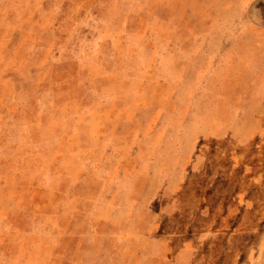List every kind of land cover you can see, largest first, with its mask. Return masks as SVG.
Masks as SVG:
<instances>
[{"label":"rangeland","instance_id":"obj_1","mask_svg":"<svg viewBox=\"0 0 264 264\" xmlns=\"http://www.w3.org/2000/svg\"><path fill=\"white\" fill-rule=\"evenodd\" d=\"M185 1L0 0V264H264V85L213 97L180 66L218 38L263 66L264 0L174 25ZM138 104L136 156L99 148Z\"/></svg>","mask_w":264,"mask_h":264},{"label":"crops","instance_id":"obj_2","mask_svg":"<svg viewBox=\"0 0 264 264\" xmlns=\"http://www.w3.org/2000/svg\"><path fill=\"white\" fill-rule=\"evenodd\" d=\"M220 0H213V2H217ZM186 3L191 2L193 5L189 7H184L182 5L175 6L176 9H178V12L181 13V15H177V12H174L172 9V19L174 20V25H177L179 20L184 19L185 16L189 19L196 20L200 16L198 15L199 12L205 11L204 3L205 0H186ZM231 2V1H230ZM219 9V12L217 14H214L213 16H216L215 18H220V6L216 7ZM187 9H191L187 10ZM213 10H215V5L213 7ZM195 12V13H194ZM215 12V11H214ZM210 13V12H209ZM203 15V14H200ZM203 18V16L201 17ZM181 32H194L203 34L204 32V26L199 28L198 24H192V28H189L188 25L182 26L180 28ZM214 37L220 36V26L219 24L212 27V32H210ZM246 32H244L245 34ZM243 34V35H244ZM214 47V52L212 51V54H209L208 57L210 58V61H208V64H204L199 60V57L204 58L203 54H200L199 51L202 50V48H193L191 50L192 57H189V55L184 58L183 60H180V66L184 68L182 71V74L184 76H187L188 74H195L197 72L203 73V76H198L199 81H204L207 83V86L212 94L215 97L217 94H259L261 87L264 85V65L261 66L259 63L255 66H252L251 68H245L244 65L239 61V59H235L238 57L237 55V48L243 45L242 43H232L230 46L233 47L232 54L229 53V60L228 64L224 66L221 65V54H220V38L218 40L214 39V44H212ZM216 47V48H215ZM235 47V48H234ZM237 47V48H236ZM230 50V51H231ZM217 51V53L215 52ZM229 51V52H230ZM232 57V58H231ZM240 58V57H238ZM186 67V68H185ZM224 68V71L222 72L221 69ZM128 79L125 74L122 76H119L116 78V85L112 86V90L109 92H98L93 91L89 94H126L125 91V82H127ZM167 81V79H166ZM129 94V93H127ZM171 99V98H170ZM167 100V96L165 98ZM214 100V99H213ZM103 101V100H102ZM135 101V98L127 99L128 105L129 102ZM103 104V103H102ZM119 105V104H118ZM121 107H124L126 105L125 99L121 103ZM134 106V105H133ZM147 108H151V104L146 106ZM112 113L115 112V110H111ZM142 113L141 104H138L137 106L133 107L132 110V122L129 123L126 120L121 122L119 120L118 122H114L113 119L110 120L109 118H105L103 122L105 121L104 126L102 125L97 132L104 131L107 133V136L104 137L103 142H99L98 146L99 148H105V149H119V150H131L132 155L136 156L137 150L141 149V143L140 140H137V135L139 136L142 132V128L140 126V114ZM124 110H117V115L120 117H124ZM119 117V118H120ZM127 124H132L131 126H128ZM82 132H87L88 127L83 126ZM215 130V129H214ZM112 139V141H109ZM91 142L93 140H90ZM90 141L88 143H90ZM214 142V141H213ZM84 143H86L85 137H84ZM215 143V142H214ZM182 147H185L184 144H182ZM202 143H199L196 147L203 148ZM210 145V142H209ZM91 147L96 146L95 144L90 145ZM87 147V145H84V148ZM190 145L187 143L186 148H189ZM94 148V147H93ZM132 148V149H131Z\"/></svg>","mask_w":264,"mask_h":264}]
</instances>
